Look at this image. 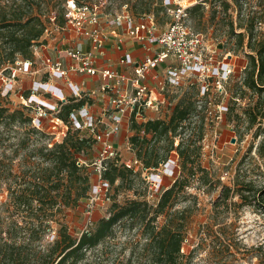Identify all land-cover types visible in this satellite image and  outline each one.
I'll use <instances>...</instances> for the list:
<instances>
[{
	"label": "trees",
	"instance_id": "16d2710c",
	"mask_svg": "<svg viewBox=\"0 0 264 264\" xmlns=\"http://www.w3.org/2000/svg\"><path fill=\"white\" fill-rule=\"evenodd\" d=\"M66 1L0 0V70L6 72L8 68H3L18 57L31 58L32 45L40 43L39 40L49 24L53 23L57 27L65 25ZM74 1L79 6L98 5L100 2ZM117 1H120L121 6L127 4L128 11L135 18L147 14L154 17L152 12L166 11L162 0H133L131 6L128 4L131 0ZM216 3L219 10L215 8ZM207 4L211 8L208 19L213 20L218 13L225 15L231 4L237 13L242 10V4L238 0H198L185 11L200 24ZM102 13L113 14L109 10ZM259 22L261 20L247 16L237 24L239 29H243L242 32H234L232 20L228 25V29L237 37L239 46L245 44L248 48L247 62L241 73L236 75L239 84H236V90L229 99L236 101L238 91L241 92L239 97L242 98L244 89L256 95L254 103L248 104L243 110L249 126L264 118V36L257 38L255 35V27ZM234 76L235 74H232L229 80ZM189 86L197 87L199 93L196 83ZM225 91H229L228 88L225 87ZM28 94L29 91L24 97ZM197 102L198 99L194 96L183 95L170 106L167 119L148 118L131 124L130 130L133 132L128 138L129 143L143 168L156 170L171 156L172 151H175L174 154L178 157L172 173L175 177L161 185L154 202L137 197L136 194H140L135 190V197L120 202L116 198L121 189L130 190L134 188L137 180L142 183L145 180L141 178V170L116 164L115 160L110 161L102 174L109 183V189L113 188L108 215L94 220L93 226L79 235L70 233L66 223L59 220L56 214L63 208L78 207L82 199L89 197L94 181L92 179L90 183L84 163L78 164L79 160H83L84 152L94 142L81 136L69 123V113L73 108L84 104V100L61 103L55 116L66 123L68 128L61 140L51 146H48V143L52 135L31 125L30 107L22 104L20 107L11 108L0 103V129L23 127L28 132L45 138L44 143L36 147L32 155L41 158L42 162L29 168L27 179L24 178L17 187L8 186V199L0 202V264H78L85 258L88 250L110 237L119 225H126L130 229L134 226L141 228V236L144 239L141 250L148 255V264H203L201 258H198L202 257L199 256L202 250H206L208 256L217 264H233L240 260L239 241L234 235V223L229 219V215L235 205L251 203L246 192L250 193L252 188L246 185L232 188L219 181L214 182L208 170L196 160L201 147L197 142L203 137L202 117L199 116L196 137L195 134L192 136L184 132L191 126L193 117L197 116ZM225 108L228 109V106ZM2 131L0 130V134ZM176 139L178 143L174 145ZM23 141L24 139L19 140L18 146H21ZM259 147L264 148V145L261 143ZM261 155L264 157V151ZM11 161L10 158L5 163L6 173L10 176L13 175ZM193 178H196L201 186H206L208 192L219 188L206 222L201 224L197 231L198 239L187 236L183 230L184 211L174 209L180 193L192 184ZM234 197L239 198V201L234 200ZM10 208L18 211L15 212L17 214L10 211ZM5 211H8L7 214H2ZM160 217H163V222L158 224ZM53 226L55 232L52 240L43 243L44 234L52 230ZM229 228L232 234L227 235ZM209 232L215 233L208 235L207 240L205 234ZM184 240L191 245L187 253L182 251Z\"/></svg>",
	"mask_w": 264,
	"mask_h": 264
},
{
	"label": "rangeland",
	"instance_id": "374dc122",
	"mask_svg": "<svg viewBox=\"0 0 264 264\" xmlns=\"http://www.w3.org/2000/svg\"><path fill=\"white\" fill-rule=\"evenodd\" d=\"M197 1L177 0V3L187 8ZM164 2L162 0L163 5ZM238 2L242 4L240 13H237L235 7L231 4L225 15L218 13L214 20L208 19L211 8L207 4L200 24H197V19L191 18L187 14L193 29L205 34V44L207 46L205 54L212 56L211 62L214 64L218 61L229 63L231 73L235 74L231 80L225 83V87L229 91H226L223 95L209 93L208 96H202L197 92V87L189 86L188 83H185L182 86L168 88L165 92L166 102L164 106L158 112L149 111L145 115L149 118L167 119L170 114V106L176 103L181 96L192 95L195 99H198L197 116L193 117L191 126L184 132L186 134L190 133L192 136L195 134L194 137H196L199 116L202 117L203 137L197 142L201 147L196 160L208 170L212 181H219L221 184L232 188L242 185L251 186L252 188L250 193L246 192L251 203L235 205L232 209L233 212L229 215V219L234 223L236 232L234 235L239 241V256L241 258L233 264H264V157L261 155L264 148L259 147L261 143L264 145V118L249 126L243 110L248 104L252 105L254 103L256 95H252L247 89L242 91V98L239 97L241 92L238 91L235 96L236 101L229 99V96L236 90V84H239L236 75L241 73L243 66L247 62L246 52H248V48L245 44L242 47L239 46L237 37L228 29L229 22L232 20L234 32H242L243 29L237 27L239 21H243L247 16H253L261 20L255 27L256 37L261 38L264 36V0H238ZM132 3L133 0L129 1V6ZM120 6V1L117 0H100L98 4L99 10L102 12L108 10L111 12L120 11L122 9ZM215 6L216 10H219L217 3ZM152 13L160 29H163L170 21V15L167 10H159L158 13ZM7 71H10V69H6V72H0V103L11 108L20 107L22 106L23 96L31 86L33 77L21 72L16 76L14 82L8 85L7 82L4 83L2 81V77L7 76ZM90 86L88 84V87ZM226 106H228V109L225 108ZM51 117L52 115H49V119ZM147 117L145 120L148 119ZM46 125L48 127V131L45 128L47 132L53 130L57 134L64 124L55 123V120L52 121L51 118ZM0 130H3L0 134V202H5L8 199V186L17 187L24 178L27 179L30 174L29 168L42 162L41 158L32 155L34 154L33 150L43 144L45 138H40L39 135L28 132L23 127ZM132 132H129L128 137ZM126 135L127 132L124 128L115 138L119 146L118 152L124 159H128L133 153L132 150L126 149L125 142L129 141V139L125 140ZM21 139H24V141L21 146H18V142ZM177 143L178 139L175 140L174 145ZM98 153V146L93 143L82 157L85 170L89 173L90 183L94 178L93 163L96 161ZM172 153H175V151H172ZM10 158L12 159L13 168V175L11 176L7 175L5 170V163ZM156 172L162 175L163 168L160 167V170ZM23 173H25V176H23ZM165 173L161 179V184L168 183L175 177L168 175L169 172L167 170H165ZM141 178L145 180V177L142 176ZM4 180L7 181L5 182ZM191 183L189 187L180 193L174 209L184 211L185 223L183 230L186 231L187 236L198 239L197 231L201 224L206 222L212 203L219 193V188L208 192L206 191V186H201L196 178L191 179ZM149 184L146 180L144 183L137 180L134 188L130 190L121 189L116 199L123 202L126 198L135 197L133 193L135 190V192L140 194L139 196L136 194L137 197L154 202L156 195H151ZM112 195L113 188H110L106 196L100 194L95 198L86 197L80 201L78 207L63 208L56 215L59 220L66 223L70 233L79 235L82 231L91 228L94 220L108 215ZM234 200L239 201V198L234 197ZM9 210L14 214L18 212L14 208ZM7 212L5 211L2 214L5 215ZM162 222L163 217H160L158 224ZM215 228L216 226H214ZM54 232L55 226L44 234L42 242L51 241ZM214 233H206V239L208 240V235L212 236ZM226 233L227 235L232 234L230 228ZM143 243L141 228L134 226L130 229L126 225H119L115 227L110 237L106 238L95 248L88 250L85 258L78 264H148L146 262L148 255L141 250ZM190 248L189 242L184 240L182 251L187 253ZM199 256H202L198 258H201V263L203 264H217L211 256H208L206 250H202Z\"/></svg>",
	"mask_w": 264,
	"mask_h": 264
},
{
	"label": "built area",
	"instance_id": "2783aa9c",
	"mask_svg": "<svg viewBox=\"0 0 264 264\" xmlns=\"http://www.w3.org/2000/svg\"><path fill=\"white\" fill-rule=\"evenodd\" d=\"M164 1L170 21L160 29L152 14L135 18L128 11L127 4H123L120 11L104 14L97 4L79 6L74 0H67L65 25L49 24L40 43L32 45L33 56L18 57L7 65L10 72L2 77L8 85L21 72L33 77L29 94L23 96L22 101L31 108V125L46 131V123L51 118L55 123L64 124L57 134L53 130L47 132V129L46 132L52 135L48 146L59 142L68 128L55 116L61 103L84 100L85 104L69 113V123L72 129L98 146L99 153L93 163L94 181L89 191L91 198L100 194L106 196L109 183L102 174L112 160L141 170L142 176L150 183L151 195L159 192L165 170L172 175L178 160L176 154L172 153L160 164L163 168L160 175L156 172L160 167L156 170L143 168L133 153L128 159L122 158L115 139L125 128V140H128L133 122L145 121L146 112H158L166 102L168 88L196 83L201 95H223L226 92L225 83L232 75L229 63H212V56L205 54V34L193 29L186 7L177 0ZM109 36L116 37L118 43L126 40L139 42L141 56H133L127 48L117 60L118 70L100 67L98 63L105 55ZM84 42L88 48H82ZM82 75L88 79L80 80L78 77ZM88 84L94 87H87ZM97 101L101 104L98 110H94L92 104ZM49 115H52L50 119ZM125 145L127 150H132L129 141ZM82 163L84 161L79 160L78 164Z\"/></svg>",
	"mask_w": 264,
	"mask_h": 264
},
{
	"label": "crops",
	"instance_id": "0c3cea01",
	"mask_svg": "<svg viewBox=\"0 0 264 264\" xmlns=\"http://www.w3.org/2000/svg\"><path fill=\"white\" fill-rule=\"evenodd\" d=\"M82 48H84V49L88 48V44L85 42L82 43ZM127 48H129L131 50V54L135 57L136 56L140 57L142 54V50L140 49L139 42L126 40L125 42L118 43V40L116 37L109 36L107 38L106 45H105V55H104L103 59L101 61H99V63H98L99 66L118 70L119 67L117 65V60H118L119 56ZM78 78L80 80L88 79V77L85 75H82ZM94 79L98 83V80H96L97 77H94ZM87 87H88V85H87ZM93 87H94V85L90 86V88H93ZM84 104H85V102H84ZM100 104H101L100 101L94 102L92 104L93 109L98 110V107L100 106Z\"/></svg>",
	"mask_w": 264,
	"mask_h": 264
},
{
	"label": "water",
	"instance_id": "95a60500",
	"mask_svg": "<svg viewBox=\"0 0 264 264\" xmlns=\"http://www.w3.org/2000/svg\"><path fill=\"white\" fill-rule=\"evenodd\" d=\"M233 140V139H232Z\"/></svg>",
	"mask_w": 264,
	"mask_h": 264
}]
</instances>
